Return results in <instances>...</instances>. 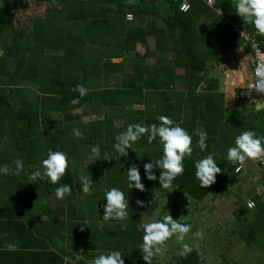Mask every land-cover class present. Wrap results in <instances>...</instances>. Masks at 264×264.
I'll use <instances>...</instances> for the list:
<instances>
[{
  "label": "trees",
  "instance_id": "16d2710c",
  "mask_svg": "<svg viewBox=\"0 0 264 264\" xmlns=\"http://www.w3.org/2000/svg\"><path fill=\"white\" fill-rule=\"evenodd\" d=\"M207 1L187 0L190 8L183 12L182 0H34L37 5H46L47 10L44 19L34 18V44H25L21 42L12 11L25 10L31 2L0 0V138L7 142L0 147V166L10 168L8 175H0L1 251L12 244L18 248L14 251L27 255L31 264H89L101 252L119 250L125 264H146L138 249L143 234L139 228L142 217L151 218L160 211L159 219L168 214L188 224L186 217L196 209L182 211L183 203L198 207L210 196L215 200L230 195L234 180L243 171L235 173L238 165L226 162V149L242 131L254 130L264 135V109L251 116L226 115L217 102L218 95L207 90L210 81L206 72L208 64L217 58L219 30L237 39L232 24L256 32L236 14L234 0H213V6ZM129 14L131 20L127 19ZM258 38L264 50V36ZM149 39L155 41L152 54H136V46L148 45ZM113 58L123 61L104 63V59ZM110 68L123 70L118 85L94 84L102 76V70ZM77 84L88 89L83 98L74 91ZM77 98L79 102L72 104ZM79 109L83 115L96 119L84 124L81 116L73 115ZM158 115L180 122L190 134L196 130L208 134L205 152L196 147L198 137L193 136L192 157L185 159L184 173L166 190L160 188L159 179H145L143 170L144 163L162 155L158 143L148 144L145 136L133 145L127 158L112 148L115 135L126 130L128 124L158 123ZM73 129H78L82 136H73ZM14 134L17 148L24 147L27 141L44 145L39 151L12 154L9 145ZM95 144L100 145L101 156L107 152L112 160L90 159V148ZM49 149L67 153L69 167L57 185L45 178L37 180L36 189L46 200L56 198L54 190L59 184H70L72 191L63 199L67 205L64 211L55 214L53 205L48 206L46 201L44 208L52 209L48 221L39 217L30 222L24 217L26 212L21 210L20 203L14 201L17 190L11 185L14 176L11 165H15L16 159L23 161L24 170L17 182L19 192L27 190L32 182L31 173L37 170L31 166H41L39 162L46 158ZM209 152L214 154L221 173L213 185L202 189L195 179L194 162ZM133 164L140 168L145 186L143 192L133 189L129 193V207L136 210L123 221H103L104 191L113 186L130 191L124 171ZM154 171L159 177V170ZM81 174L94 181V194L81 193ZM253 199L256 209L250 210L246 205L245 209L264 216V202ZM137 200L144 202L142 207ZM163 200L168 203L159 210ZM13 209L18 212L13 213ZM238 214L236 218L240 220ZM38 225H43L47 233L31 230ZM83 243L99 244L98 252H90L94 247L82 246ZM72 244L77 246L75 253L70 250ZM86 247L88 252L82 250ZM30 249L32 252H28ZM239 262L242 263L234 264ZM174 263L203 262L200 253L193 250L186 257L174 256ZM153 264H159L157 257ZM222 264H228V260Z\"/></svg>",
  "mask_w": 264,
  "mask_h": 264
},
{
  "label": "clouds",
  "instance_id": "9594fccd",
  "mask_svg": "<svg viewBox=\"0 0 264 264\" xmlns=\"http://www.w3.org/2000/svg\"><path fill=\"white\" fill-rule=\"evenodd\" d=\"M236 14L243 20L245 24H250L255 29L257 35L264 36V0H234ZM188 5H183L181 11H187ZM131 19V14H129ZM260 61L249 79L246 68L234 71L231 75H226L223 80V91L225 99L229 96H235L233 92L238 88L256 89L258 92H264V56L257 53ZM74 91L79 93V98H83L88 93V89L82 84H77ZM79 98L73 99L72 104H77ZM257 109L264 107V104L256 103ZM158 123L145 125L142 123H130L126 130L115 135L112 148L115 153L121 157L127 158L129 150L133 145L147 136V143H158L162 149V155L159 159L152 160L143 164L145 179L156 181L159 179L161 189H169L173 185V181L184 173V161L191 158L193 154V136L198 137L196 147L200 152H205L208 148V134L205 131L196 130L189 133L180 122L173 120L167 115H158L156 117ZM72 135L80 138L82 133L78 129L72 130ZM264 156V135H259L254 130H245L235 136L231 146L226 149V162L233 165L243 166L246 161L256 160ZM90 159H98L111 161L107 152L101 156L100 145L91 146ZM15 168L11 169L12 174L19 176L24 170V163L21 159L14 161ZM69 167V157L67 153L59 150L49 149L46 158L41 160V167L31 173V180H44L52 185H57L61 177L65 175L66 169ZM124 167L121 164V168ZM195 179L199 182L202 189L208 188L216 182L217 175L221 173V168L215 160L213 153L207 155L194 162ZM155 169L160 172L159 177L155 174ZM236 171H240L237 167ZM10 168L7 165L0 166V175H8ZM126 172V186L130 191L119 187H110L104 191L103 201V221H123L128 216L129 193L136 189L144 191L145 186L142 183L140 168L133 164L128 167ZM80 191L83 195L90 196L96 192L94 181L87 175L79 176ZM72 186L68 183L59 184L55 187L54 195L56 199L62 200L65 195H70ZM136 203L143 206V201L137 200ZM253 205L249 203V207ZM139 228L142 230L141 243L138 249L142 253V259L146 264H153L154 257L162 256L167 251V241L175 237L178 241H184L185 235L191 230V226L187 223L178 222L171 215H163L158 220L144 222L143 217L140 220ZM84 224H87L85 221ZM194 237H201L202 233L196 231ZM9 250H14L15 246L7 245ZM193 251L192 246L187 243L182 244L179 255L186 257ZM123 255L119 250H112L107 253L101 252L95 256L89 264H125Z\"/></svg>",
  "mask_w": 264,
  "mask_h": 264
},
{
  "label": "crops",
  "instance_id": "0c3cea01",
  "mask_svg": "<svg viewBox=\"0 0 264 264\" xmlns=\"http://www.w3.org/2000/svg\"><path fill=\"white\" fill-rule=\"evenodd\" d=\"M137 1H130V3H134ZM37 5V4H36ZM44 5V4H43ZM31 6V4H30ZM29 6L28 11L31 12V7ZM42 6V5H39ZM45 6V12L43 15H35V13H30L28 14L26 18H22V20H18L16 19L17 16L14 15V18L16 20V28L19 30V36L22 37V43L25 44H34L35 41V30L34 27L36 26V23L34 21V18L39 17L44 19L45 18V14H46V10H47V6ZM26 10V9H25ZM14 11L19 12L20 10H13L12 12L14 13ZM17 14V13H16ZM13 36V33H12ZM217 43H216V49H217V58L215 61L211 62L208 64V69L206 72V78L207 81H210V84L207 88L208 91L211 90L212 93H215L218 95V99L217 102L218 104L223 108L222 110L224 111V113L226 115H230V114H240V113H244L247 116H251L253 114H255L256 112L264 109V107H261L259 109H257L256 107V103H261L264 104V98L259 97L258 95H256L254 93V89H242V88H238L233 92V94L235 96H229L228 100L225 99V92L223 91V80L225 78L226 75H231L234 71H239L242 68H246L248 72L252 73V67L247 59V48L244 47V45L237 39L234 38L233 36H228L225 33H221V31L219 30L217 33ZM151 42H153L152 40H148V45L146 44H138L136 46V54H152L151 51L154 50L155 46L154 44H151ZM141 48L144 49V52L141 53ZM150 48V49H149ZM50 53V52H49ZM57 54H61V53H57ZM134 54V53H131ZM123 61L122 58H113V59H104V63L109 62V63H113V64H119ZM149 61H152V59H150ZM217 64L218 66H221V64H224L227 66V69H220V68H216L214 67V64ZM115 73H121V76L123 74V70L122 69H115V68H110V69H104L102 70L101 73V77L98 79L96 78V80L94 81V84H101V86H111V87H116L118 85V83L120 82L121 77L119 78V81H117L115 83L114 81V74ZM251 73L249 74V79H252V75ZM204 86H207L206 84H204ZM31 89V88H30ZM34 88H32L31 90H33ZM237 92H239V94H237ZM16 102V104L18 103V100L14 101ZM155 105H152V108L158 110L159 108L154 107ZM146 107H140V109H144ZM73 115L75 116H81V122H83L84 124L89 123L90 121H86L90 116L87 115H83L82 110H74L73 111ZM93 117V116H92ZM94 120L96 119V117H93ZM78 121V119H76ZM256 121H254L253 123H255ZM15 134L14 137L11 139L10 141V147L12 148L11 152L12 154L15 153H28V152H22L23 150H34V149H38V151L41 149V147L44 145V142H40V143H29L27 141V143L25 144L24 147H16V139H15ZM7 145L6 141H3V139L0 138V147ZM12 145V146H11ZM17 149V150H15ZM41 163V162H39ZM12 168H15V165H11ZM33 169H38L41 166L38 164L32 165L31 166ZM26 171H28L26 169ZM14 175V174H12ZM20 179V175L13 176V179L11 180V185L13 187L16 188L17 193L15 194V202L20 203L21 205V210H24L27 214H25V218L27 221H36L37 219H40L39 217H41V219L43 221H48L49 216H50V211H52V209H48L46 210L43 204L47 202H49L48 206L50 205L52 208L55 209V214L58 212H62L64 211V209L67 207L66 205V201L65 200H58L56 198H54L52 200V197H50V199H47L43 196V194H41L40 190L36 189V181H32L30 185H27V190H23L19 192V185H18V180ZM262 179V173H261V169L259 166H257L256 164L250 162L247 163L244 166V170L240 175H237L236 179L234 180L233 184H232V194L230 195L231 198L227 199H220L219 201L216 202V204L218 205L215 208H213L211 210L212 207H210L209 209V214H212L217 220L220 221V223H224L226 221L229 222H233L232 220L236 221L239 220L236 218V214L239 213L238 215L240 216V219H242V215L239 212L241 209L245 208V204L243 205L241 202H244L243 200L246 199L251 192V188H252V184L260 182ZM236 187V189H234ZM22 194V195H21ZM209 198V197H208ZM207 198V199H208ZM206 199V200H207ZM231 199V200H230ZM205 200V201H206ZM224 202L221 204V202ZM58 204V205H57ZM79 204V203H77ZM19 205V206H20ZM222 205V206H221ZM47 206V208H48ZM85 205H83L84 207ZM219 207V209H218ZM221 207V208H220ZM215 209V210H214ZM17 210V209H16ZM16 210H12L13 213H17ZM205 210V209H204ZM211 210V211H210ZM250 212V211H248ZM254 214V216H251V219H254V217L258 216L259 217H264L261 215V213L258 211L256 212H251ZM256 219V218H255ZM254 219V220H255ZM41 221V220H40ZM42 222V221H41ZM100 223V222H98ZM220 225V224H219ZM44 226L43 225H38V226H34L33 229L31 228V230H33L35 233H37L38 231H43L45 233L46 230L43 229ZM9 230V228H7ZM6 229V230H7ZM2 233V232H1ZM0 233V244L2 242L3 237L1 236L2 234ZM13 233V231H12ZM20 236V235H19ZM60 236H55V238H58ZM60 239H56V241L59 242ZM252 242V240H251ZM253 244L256 245H261L263 247H257V250L262 254V258L264 259V245H262L263 241H262V237L259 234L258 235V239L253 241ZM256 242V243H255ZM73 245V244H72ZM65 246H68L67 243H65ZM73 245L72 248L70 249L71 252L75 253L77 252V246ZM82 246H91L94 247V250L90 251V252H98L96 251V247L99 246V244H93L90 243L89 245H85L84 243L82 244ZM4 248V247H3ZM14 250H18V248H15ZM14 250H9L6 249L5 251H1L0 248V264H31L28 262V256H21V254H17L16 251ZM35 250V249H34ZM84 251L88 252L87 247L82 249ZM24 252V251H22ZM28 252H32V250L30 249V251ZM27 261V262H26ZM264 261V260H263Z\"/></svg>",
  "mask_w": 264,
  "mask_h": 264
},
{
  "label": "rangeland",
  "instance_id": "374dc122",
  "mask_svg": "<svg viewBox=\"0 0 264 264\" xmlns=\"http://www.w3.org/2000/svg\"><path fill=\"white\" fill-rule=\"evenodd\" d=\"M27 1L31 2V12L28 11L29 9L20 10L19 12L14 11V15L17 16L16 19L19 21L22 20V18L28 17L27 15L30 13L43 15L45 12L46 8L44 5H36L34 0ZM12 2H15V0H12ZM152 41L153 42H151V44H154L155 46V41ZM88 45L89 43L87 41L86 46ZM143 52L144 49L141 48V53ZM113 76L116 83L119 81L121 73H115ZM93 117L90 116L86 121L94 120ZM255 184L256 183L252 184V186ZM234 189H236V187ZM231 194L232 188L230 195ZM230 195L225 197V199L228 200L231 198ZM247 198L243 200L244 202H241L243 205H246ZM219 200L220 199L214 200L212 196H210L204 203L198 204V207L190 203L182 204V211L188 208L196 209L192 210L193 214L186 217V220L189 221L188 224L191 226V230L185 235L184 241H178L175 237H172L169 241H167L166 253L157 257L159 264H175L174 256L179 255L181 246L184 243L189 244L192 246L193 250H197L200 253L203 262L202 264H222L225 259L228 260V264H234L237 261H242V263L239 262L241 264H264L262 254H259L261 252L257 250V247L262 246L253 244V241L258 239L259 234L264 242V217L258 218V216H256L254 217V219L256 218L255 220L251 219V216H254V214L243 208L239 211L242 215V219L238 221L232 220V223L229 221L220 223V221L212 214L208 213L210 207H212L211 210L213 208L216 209L218 206L216 202ZM167 203L168 200L161 201L159 210ZM222 203L224 202L222 201L221 204ZM135 210L136 209L129 207L128 215L134 213ZM160 216V211H157L151 218H143V221L151 222L152 220H158ZM240 224L242 229H240ZM196 231H200L202 236L194 237L193 233ZM242 234H244V236ZM249 240H252V242L249 243Z\"/></svg>",
  "mask_w": 264,
  "mask_h": 264
},
{
  "label": "built area",
  "instance_id": "2783aa9c",
  "mask_svg": "<svg viewBox=\"0 0 264 264\" xmlns=\"http://www.w3.org/2000/svg\"><path fill=\"white\" fill-rule=\"evenodd\" d=\"M176 1V0H174ZM207 3L210 6H213L214 1L213 0H208ZM183 5H188L187 11L190 8V5L188 4L187 0H182V3L180 4V10L181 7ZM187 11H183V12H187ZM221 13V11H219ZM129 16H127L128 20L131 19L128 18ZM232 31L233 33L238 37V39L240 40V42L244 45V47L247 48V59L252 67V73L251 75L254 74L255 68L257 66V64L260 62L258 60V56L257 53H260L262 56H264V50L262 49V43L258 38V35L256 33H251L249 32L243 25H239V24H232ZM214 67L216 68H220V69H227V66L224 64H221V66H218L216 63L214 64ZM254 93L256 95H258L259 97L264 98V92H258L256 91V89H254ZM237 94H239V92H237ZM254 163L257 166L260 167L261 169V173H262V179L260 182H257L255 185L252 186L251 188V192H250V196L247 198L246 201V206L248 209L250 210H254L257 207V203L256 201L253 199V197L259 198L260 201L264 202V156H261L260 158L256 159V160H251V161H246L245 163ZM237 167L240 168V171H236L235 173L240 174L243 171V166L238 165ZM249 203H251L253 206L249 207Z\"/></svg>",
  "mask_w": 264,
  "mask_h": 264
}]
</instances>
